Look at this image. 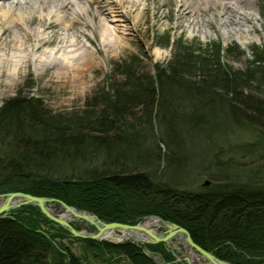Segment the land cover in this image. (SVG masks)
Here are the masks:
<instances>
[{
  "label": "trees",
  "instance_id": "trees-1",
  "mask_svg": "<svg viewBox=\"0 0 264 264\" xmlns=\"http://www.w3.org/2000/svg\"><path fill=\"white\" fill-rule=\"evenodd\" d=\"M177 42L182 49L165 66L156 65L154 74L140 73L130 60L115 62L114 74L107 76L109 90L91 98L100 102L97 111L88 106L63 118L21 89L3 100L0 192L58 197L107 221L133 223L157 214L184 226L195 242L222 259L264 264V44L253 45L245 68L232 69L220 58L219 42L195 50ZM138 104L145 113L143 125L155 119L162 128L159 175L144 165L149 145L139 149L141 127L121 119L134 116ZM225 126L253 134L234 148L252 159L246 166L252 165L220 164L215 155L214 181L186 186L183 131L223 135ZM139 165L144 168H132ZM46 221L52 223L30 204L0 217V264H110L120 256L128 264H166L170 257L162 243L145 244L163 257L158 263L128 241L74 237L84 244L81 256L59 241L66 230L57 224L47 229Z\"/></svg>",
  "mask_w": 264,
  "mask_h": 264
},
{
  "label": "rangeland",
  "instance_id": "rangeland-1",
  "mask_svg": "<svg viewBox=\"0 0 264 264\" xmlns=\"http://www.w3.org/2000/svg\"><path fill=\"white\" fill-rule=\"evenodd\" d=\"M224 1L228 0L222 2ZM231 1H237V5L242 3L239 0ZM144 2L141 13L144 20L140 24L133 23L135 11L142 6L140 4L134 10H127L125 15H121L123 18L121 23L128 26L120 32L126 37V44L121 47L105 44L96 19L92 16L95 12V7L92 5L85 4V9L77 11L76 16L73 17L74 27L68 31L62 29V24L53 17H45L43 22L45 25L54 23L55 28L39 26L36 23L30 25L31 22L28 19L35 17V20H38L40 15L34 11L26 13V21L29 24L25 23V25L36 35L21 46L5 42V40L0 41V104L21 89L22 95H33L39 98L47 110L63 118L79 114L88 106L97 111L100 109V102L97 103L91 98L95 92L109 90L107 76L114 74L112 72H115L113 67L115 62L130 60L140 73L154 74L156 65L165 66L172 59L175 50L182 49V46L177 47V41L181 39L182 45L190 44L193 50L197 47L204 48L211 41L219 42L221 60L232 69H243L248 59L252 57L253 45L264 44V0H249L251 7L248 11L251 13L241 16L237 19L238 21H234L229 26L227 22H225L226 25L222 23L226 15H220V7L214 6L211 0L196 6L189 3L190 7L186 8L179 5L180 0H144ZM116 8L124 10L125 6L119 3ZM193 8L194 10L190 11ZM0 25L10 26L9 33L7 31L5 37L12 39L16 26L4 19ZM54 33L55 37L50 42L37 46V39L51 38ZM236 33L240 39L247 38V43L239 41ZM60 38L64 40L59 41ZM227 46L230 51L226 50ZM30 50H32V56ZM89 52H92L91 56ZM250 89L255 91L256 84L252 83ZM144 116L143 105L138 104L134 108V116L125 115L121 119L141 127L139 137L142 138V142L139 149L149 145V161H145L147 163L144 165L147 164L146 166L151 169L156 168L159 175V172L162 173L164 169V162L160 159L164 148L160 137L162 128L155 119L150 121V126L148 123L143 125ZM225 128L226 132L223 135L215 133L205 135V132L195 128L186 133L183 131V137L187 134L184 137V143L189 158H186V161L183 159L184 164L182 162L180 164L184 167L181 173L186 186L198 187L202 186L205 180L208 182L204 185L214 181L210 175L217 174V168L214 166L216 165L215 155L216 161L220 164L231 162L235 166H246L249 163L250 157L240 154L237 150L234 151V148L236 144L251 141L253 134L242 127L227 128L225 126ZM144 165L132 166V168L142 169ZM235 166L233 168H236ZM73 223L81 227L85 226L87 229H94L93 225H87L79 219H74ZM53 224L46 221L42 225L53 230L51 227L56 225ZM157 228L164 227L157 225ZM66 234L58 237L59 241L68 245L76 254L83 256L84 244ZM180 244L178 243V249H172L165 243V248L170 251V254L173 250L178 256H182L186 248ZM147 249V247L144 249L147 256L158 263L163 262V257L159 256L157 251ZM245 256L251 257L246 253ZM171 257V255L168 257L166 264H186L182 258L177 263ZM110 264L128 263L123 256H120Z\"/></svg>",
  "mask_w": 264,
  "mask_h": 264
},
{
  "label": "bare ground",
  "instance_id": "bare-ground-1",
  "mask_svg": "<svg viewBox=\"0 0 264 264\" xmlns=\"http://www.w3.org/2000/svg\"><path fill=\"white\" fill-rule=\"evenodd\" d=\"M211 1L214 6L220 7V15H226V17H223L222 23L225 24V22H227L228 26L234 21H238L237 19L241 16H246L247 14L251 13V11H248L251 7L249 0H239L242 2L239 5H237V1L232 2L231 0L224 2H222L223 0ZM205 2L206 0H180L179 5L184 6L186 8L190 7L189 3L194 4L196 6ZM119 3H122L125 6L124 10H119L118 8H116V5ZM85 4L89 6L92 5L93 7H95V12L92 13V16L96 19L97 25L102 32L101 36L104 39L106 45L121 47L126 44V37L122 36L120 32L122 31V29H126L128 27L126 24L121 23V20H123L121 15H125L127 10L131 11L134 10L137 5H142L139 10L137 9L135 11L133 23L140 24L144 20V17L141 15L142 9L144 8L143 5L145 4L144 0H0V23L3 22L4 19L6 22L12 23L14 26H16V31L13 32L14 37L12 39H6L5 36L7 31L9 33L10 26L0 25V41L5 40V42H12L13 44L21 46L25 45L28 40H30L33 36L36 35L34 31L29 30L25 25V23L29 24L26 21V13H28L29 11L37 12L40 15L38 20H35V17H30L28 19V21L31 22L30 25L36 23L39 26L43 25V27L47 26L55 28L56 25L54 23H48L47 25H45V23L43 22V19L45 17H53L57 22L62 24V29L68 31L74 27L73 17L76 16L77 11H82L83 9H85ZM193 10L194 8L190 11ZM19 28L23 29V31H21ZM224 32L226 31L224 30ZM110 36H113V38H110ZM54 37L55 33L52 35L51 38L37 39V46H41L47 42H50ZM236 37L239 41L243 43H247L248 41V39L244 37L240 39L237 33ZM62 40H64V38L59 39V41ZM31 52L32 50H30V53ZM91 55L92 52H89V56ZM64 58L67 57L64 56ZM1 198L2 197H0V200ZM48 206L52 208L53 212L56 215L65 218L72 226H75L77 229H81L84 232L91 231V229H87V227L85 226L81 227L73 223L74 219H79L84 221L87 225H90V223H88L83 218L73 215L70 211L66 210L62 206L55 207V205L50 204H48ZM89 212L93 213L98 218L107 221L101 218L96 212L88 211L87 213ZM94 215L92 217L93 220L96 219ZM140 224L143 227L149 228L152 231L156 232L158 230L157 225L161 226L165 225L166 223L162 222L156 216L148 215L140 221ZM128 237H132L137 240H146L149 238L145 231L139 228H129L127 230H123L122 232H116L115 230H105L101 233V238L107 240H121ZM176 241L178 243H182L183 241V239L181 240V235L178 233L175 234L174 237H172L167 242L168 247L172 249H178L179 245ZM198 245L201 246L200 244ZM183 246H185L186 249L184 250L182 255H188V257L192 260V263L201 261L202 258L196 252V250L188 246L186 243H184ZM171 251L175 252L173 250ZM208 251L214 253L212 250ZM170 255L172 256L171 258L174 260V262L178 263L179 258L181 256H178V254L174 253H171Z\"/></svg>",
  "mask_w": 264,
  "mask_h": 264
},
{
  "label": "water",
  "instance_id": "water-1",
  "mask_svg": "<svg viewBox=\"0 0 264 264\" xmlns=\"http://www.w3.org/2000/svg\"><path fill=\"white\" fill-rule=\"evenodd\" d=\"M52 181L58 182L57 180L54 179ZM207 182L208 180H205L202 184H206ZM0 197H2L0 200V217H3L8 210L18 207L22 204H33L39 208L43 216L59 224L61 227L66 229L68 233L72 236L106 240L116 243V242H121L123 240L103 239L101 238L102 231L115 230L116 232H122L123 230H127L129 228H139L145 231V233L149 236V238L146 240H137L132 237H128L127 239L128 241L136 242L137 240L141 243L164 242L167 244V242L172 237H174L175 234L178 233L181 235V240L183 239L181 245L186 243L188 246L196 250V252L202 258L201 261L192 263V260L188 257V255L185 256L182 255L179 259L182 258L187 264H232L228 260L219 258L211 251H208L205 248L199 246L196 242L193 241V239L189 234V231L184 226L174 221L163 219L159 215L150 214L158 217L162 222H165L166 224L162 225L164 228L158 229L156 232H154L149 228L143 227L140 224V221H137L135 223L121 222L116 220L104 221L98 218L93 213L90 212L87 213L88 211L84 209L76 208L66 203L64 200L52 196L36 195L21 190H12V191L0 192ZM51 201L56 202L55 207L62 206L66 210L70 211L73 215L83 218L88 223L92 224L94 226V229L91 231L84 232L81 229L75 228L65 218L58 216L53 212L52 208L48 206L49 202ZM93 215L96 217V219H94L95 221L92 219ZM143 251L147 253L145 250ZM172 253L176 254L175 252Z\"/></svg>",
  "mask_w": 264,
  "mask_h": 264
}]
</instances>
